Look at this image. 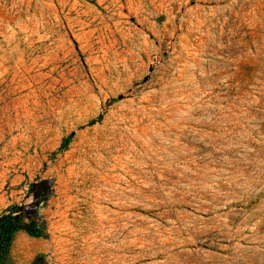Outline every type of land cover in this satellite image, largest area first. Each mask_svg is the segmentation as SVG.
Listing matches in <instances>:
<instances>
[{"label":"rangeland","instance_id":"374dc122","mask_svg":"<svg viewBox=\"0 0 264 264\" xmlns=\"http://www.w3.org/2000/svg\"><path fill=\"white\" fill-rule=\"evenodd\" d=\"M2 264H264V0H0Z\"/></svg>","mask_w":264,"mask_h":264},{"label":"trees","instance_id":"16d2710c","mask_svg":"<svg viewBox=\"0 0 264 264\" xmlns=\"http://www.w3.org/2000/svg\"><path fill=\"white\" fill-rule=\"evenodd\" d=\"M52 184L49 180H36L29 185L31 202L28 205L12 207L0 214V264H2L14 235L25 232L29 236H45L43 225L39 221L38 207L51 195ZM37 258L32 264H38Z\"/></svg>","mask_w":264,"mask_h":264}]
</instances>
